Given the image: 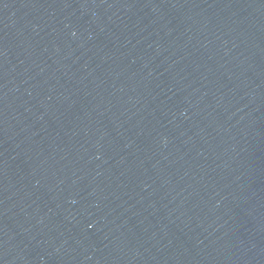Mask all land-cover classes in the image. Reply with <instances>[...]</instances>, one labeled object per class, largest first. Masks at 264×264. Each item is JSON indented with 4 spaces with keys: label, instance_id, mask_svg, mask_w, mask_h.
<instances>
[{
    "label": "water",
    "instance_id": "95a60500",
    "mask_svg": "<svg viewBox=\"0 0 264 264\" xmlns=\"http://www.w3.org/2000/svg\"><path fill=\"white\" fill-rule=\"evenodd\" d=\"M0 264H264V0H0Z\"/></svg>",
    "mask_w": 264,
    "mask_h": 264
}]
</instances>
